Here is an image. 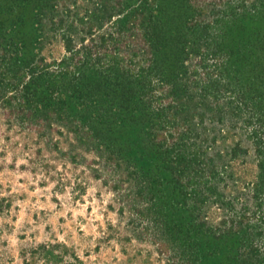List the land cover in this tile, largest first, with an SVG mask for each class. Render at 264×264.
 <instances>
[{"label":"rangeland","instance_id":"rangeland-1","mask_svg":"<svg viewBox=\"0 0 264 264\" xmlns=\"http://www.w3.org/2000/svg\"><path fill=\"white\" fill-rule=\"evenodd\" d=\"M240 2L233 0L234 8L227 13L228 4H219L215 12L201 14L202 22L190 30L189 54L183 60L191 76L198 69L200 84L191 85L195 97L185 115L192 134L198 135L196 147L205 150L216 172L213 189L201 177L197 190L192 184L187 192L175 182L169 157L150 142L152 104L137 100L134 108L118 110L108 104H119L120 96L111 95L104 106L113 128L100 122L101 131L93 133L97 140L88 144L74 138L76 129L85 135L86 128L78 125L94 114L70 92L60 103L65 121L51 128L44 125L40 130L29 117L11 114L20 92L14 88L15 78L3 76L5 61L0 59V264H264V191L256 189L261 169L248 122L251 113L223 93L215 95L212 88L202 96L205 72L211 67L200 60L205 56L211 64L213 59L201 57L202 47H196H205L220 31L216 23L209 29L205 23L220 15L232 19L234 12L237 27L264 33V0ZM77 5L82 13L94 7L89 0ZM40 7L38 0H0V56L12 57L8 64L13 74L40 58L50 63L66 53L51 23L52 16L66 14L65 7L45 6L41 17ZM76 30L79 38L83 32ZM55 82L66 93L72 86L66 77H56ZM250 118L257 121V116ZM183 148L186 153L194 149ZM110 150L118 153L122 167L108 158ZM149 186H155L150 193ZM141 188L146 190L142 197ZM156 193L162 197L152 204ZM242 214L247 219L237 223L236 230L219 235L218 227L230 229L231 216L239 220ZM163 240L171 243L167 250L159 248ZM43 246L53 250L33 252Z\"/></svg>","mask_w":264,"mask_h":264},{"label":"trees","instance_id":"trees-1","mask_svg":"<svg viewBox=\"0 0 264 264\" xmlns=\"http://www.w3.org/2000/svg\"><path fill=\"white\" fill-rule=\"evenodd\" d=\"M69 1L75 5L73 8ZM78 1L38 0L40 17L45 6L60 4L65 7L66 14L51 18L53 27L64 40L66 53L63 57L50 63L40 58L29 68L13 74L12 65L8 64L12 57L9 58L7 53L0 56L5 61L3 76L15 78L14 88L20 92L18 106L10 113L17 111L22 117H29L40 130L44 125L51 128L54 122L65 121L66 117L59 113L60 103L64 94L68 96L70 92V97L77 98L81 107H89L86 111L90 109L94 114L83 125H78L80 129L86 128L85 135L78 134L80 131L76 129L74 138L77 143L88 144L97 140L93 133L101 131L100 122H105L108 130L113 128L109 110L104 106L111 95L120 96L119 104L115 100L108 104L118 110L134 108L133 102L137 100L140 105L152 104L148 117L154 125L150 142L162 148L169 157L168 164L171 162L176 173L175 182L187 192L192 184L197 190L201 177L208 189H213L212 178L216 172L205 150L196 147L198 135L192 134L190 119L185 115L189 114L190 100L195 97L191 85L200 84L196 75L198 69L191 71V76L183 60L189 54L186 47L190 30L202 22L201 14L209 10L215 12V6L219 4H228L224 10L227 13L229 8H234L233 0H210L206 4H201V0H89L94 7L84 13L77 8ZM245 2L241 0L240 4L245 5ZM232 14V19L220 15L205 23L208 29L216 23L220 31L206 40L205 47L197 43L198 49L202 47L201 57L206 55L213 59L211 64L205 56L200 60V64L211 67L205 72L207 78L202 96L205 97L212 88L215 95L223 93L237 108L251 113L248 122L253 127L252 136L261 169V181L256 184V189L261 193L264 191V77H261L264 74V33L256 29L245 32L234 22L237 14ZM76 29L83 32L79 38L74 34ZM56 77L71 79L72 86L67 93L56 84ZM217 102L220 103V98ZM252 115L257 116V121L250 118ZM187 145L194 148L189 153H186ZM116 154L115 150H110L108 158L120 168L123 162ZM124 182L122 180V186ZM150 187L149 191L141 188L138 195L144 196V191L150 193L155 186ZM154 195L157 198L152 204H157L162 196ZM165 198L168 199L166 195ZM240 218L231 216L230 229L218 227L219 235H229L238 228L237 223L247 219L245 214ZM223 222L226 224L228 220ZM160 228L166 231L162 225ZM158 245L161 250H167L171 243L163 240ZM45 249L53 250L43 246L33 252L45 254ZM47 263L52 264L50 260ZM28 264L33 263L28 261Z\"/></svg>","mask_w":264,"mask_h":264}]
</instances>
